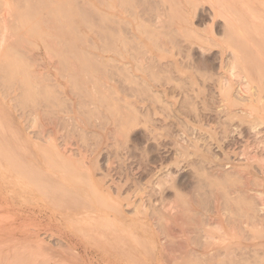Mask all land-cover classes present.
Wrapping results in <instances>:
<instances>
[{
    "label": "rangeland",
    "instance_id": "obj_1",
    "mask_svg": "<svg viewBox=\"0 0 264 264\" xmlns=\"http://www.w3.org/2000/svg\"><path fill=\"white\" fill-rule=\"evenodd\" d=\"M18 1L0 0V264H7V257L19 249L26 250L24 264H42L49 256L53 260L48 264H53L73 252L87 264H105L102 258H118L116 252L128 253L127 258L119 257V264H138L135 259L147 260L145 264H188L184 257L191 253L187 256L179 247L185 236L176 233L213 215L212 197L220 187L227 190L242 152L263 146L264 109L259 119L249 115L250 110L241 111L245 104L249 109L246 94L244 100L239 98L245 88L227 70L234 61L237 72L254 76L250 64L244 72L240 62L253 57L252 45L258 42L264 74V35L259 28L260 36L252 37L249 27L253 10L264 20V0ZM230 14L234 22L228 20ZM240 20L245 23L239 26L250 32L232 40ZM13 51H20V58H13ZM1 75L7 78L1 80ZM30 75L38 83L32 84ZM224 79L233 87L236 107L229 105ZM262 83V90L253 84L249 94L261 91L264 97ZM261 101L264 105V98ZM255 168L251 187L263 181L264 191V175ZM234 198L242 196H227L225 204L235 208ZM251 200L244 199L259 227L249 241L264 243V214ZM153 214L163 220L153 221ZM192 235L201 240L199 234ZM160 238L176 259L173 253H160ZM190 239L192 248L199 250L200 241ZM152 244L153 249L148 247ZM255 250L245 252L240 264L251 260L250 264H264V255L260 256L264 246ZM198 252L195 259L202 264H233L227 257L211 255L202 261Z\"/></svg>",
    "mask_w": 264,
    "mask_h": 264
},
{
    "label": "bare ground",
    "instance_id": "obj_2",
    "mask_svg": "<svg viewBox=\"0 0 264 264\" xmlns=\"http://www.w3.org/2000/svg\"><path fill=\"white\" fill-rule=\"evenodd\" d=\"M21 1V0H20ZM20 1H18V2H20ZM24 1H26V0H24ZM23 1V2H24ZM32 0H30V2H31ZM36 1V0H35ZM40 1V0H39ZM67 1V0H66ZM74 1V0H73ZM231 1V0H230ZM3 2V1H2ZM2 2H0L1 4H2ZM27 2H28V0H27ZM62 2V1H61ZM64 2V1H63ZM63 2H62V5H63ZM68 2V1H67ZM102 2V1H101ZM220 2V1H219ZM229 2V1H228ZM36 3V2H35ZM26 4V3H25ZM31 4V3H30ZM59 6H61V3L59 2ZM65 4V3H64ZM221 4V3H220ZM264 4V3H263ZM24 5V4H23ZM23 5H22V8L23 9H25L24 7H23ZM37 5V4H36ZM35 5V6H36ZM51 6H52V4H50ZM66 5H67V3H66ZM72 5H73V3H72ZM0 6H2V5H0ZM26 6V5H25ZM33 6V5H32ZM21 8V6H18V8ZM45 7V6H44ZM62 7V6H61ZM64 7V6H63ZM106 7V6H105ZM108 7H110V6H108ZM222 7V6H221ZM233 7V6H232ZM2 8V7H1ZM28 8V7H27ZM35 8V7H34ZM33 8V9H34ZM37 8H40V5H39V7H37ZM47 8H49V7H47ZM46 8V9H47ZM54 8V7H53ZM234 8V7H233ZM3 9V8H2ZM29 9V8H28ZM42 9H43V7H42ZM58 9V8H57ZM107 9V8H106ZM40 10V9H39ZM48 10V9H47ZM49 10H50V8H49ZM54 10H55V8H54ZM63 10V9H62ZM69 10V9H68ZM75 10V9H74ZM219 10V9H218ZM19 11V10H18ZM29 11V10H28ZM34 11H35V9H34ZM34 11H33V13H34ZM37 11H38V9H37ZM42 11V10H41ZM53 11V10H52ZM59 12H60V10H58ZM95 11V10H94ZM220 11V10H219ZM218 11V12H219ZM254 11V13H256V14H253V16L252 15H250V16H252V18H251V20H252V22H253V24H251L249 27H251V35L253 34V35H255V37H257L259 34L257 33V31L259 30L260 31V29L259 28H261V32L263 33V35H264V20L263 19H261V18H259L260 16L258 15L259 13L257 12V11H255V10H253ZM16 12V11H15ZM25 12H27L26 10H25ZM30 12V11H29ZM44 12V11H43ZM42 12V13H43ZM63 12V11H62ZM67 13H68V11H66ZM65 12V13H66ZM223 12H225V11H223ZM222 12V13H223ZM18 13H20V11L18 12ZM32 13V14H33ZM36 13V12H35ZM34 13V14H35ZM66 13V14H67ZM231 13V12H230ZM237 13V12H236ZM17 14V13H16ZM31 14V13H30ZM38 14V13H37ZM36 14V15H37ZM45 14H46V12H45ZM66 14H65V18H66ZM81 14V13H80ZM85 14V13H84ZM91 14V13H90ZM235 14V13H234ZM250 14V13H249ZM18 15V14H17ZM22 15H23V13H22ZM21 15V16H22ZM26 15V14H25ZM25 15H23L24 17H25ZM219 15V14H218ZM230 15L232 16V17H230ZM229 16H227V18H228V20H229V18H232L231 19V21L232 22H234V17L235 16H233L232 14H230ZM248 15V14H247ZM2 16V15H1ZM19 16V15H18ZM22 16V17H23ZM43 16H45L44 14H43ZM47 16V15H46ZM57 16H59V14L57 15ZM63 16V15H62ZM81 16H83V15H81ZM87 16V19H89L88 18V15H86ZM222 16V15H221ZM226 16V15H225ZM263 16V15H262ZM38 18L40 17V16H37ZM36 17V18H37ZM49 17V15L47 16V18ZM52 17V16H51ZM71 16H69V18H70ZM106 17V16H105ZM104 17V18H105ZM239 18H241L242 20H243V18L241 17V16H238ZM237 17V18H238ZM2 18V17H1ZM36 18H35V20H36ZM42 18V17H41ZM46 18V19H47ZM62 18H64V17H62ZM72 18V17H71ZM108 18V17H107ZM238 18V19H239ZM25 19H26V17H25ZM45 19V18H44ZM43 19V20H44ZM46 19L44 20V22L46 21ZM54 19V18H53ZM237 19V20H238ZM3 20V19H2ZM7 20V19H6ZM12 20V19H11ZM17 20V19H16ZM19 20V19H18ZM22 20V19H21ZM32 20H33V18H32ZM34 20V21H35ZM90 20V19H89ZM227 20V21H228ZM236 20V19H235ZM237 20H236V22H237ZM30 21V20H29ZM28 21V22H29ZM56 21V20H55ZM105 21V20H104ZM231 21H229V22H231ZM26 22V21H25ZM53 21H51V23H52ZM60 22V21H59ZM59 22H58V24H59ZM64 22V21H63ZM67 22V21H66ZM89 22V21H88ZM231 22V23H232ZM241 20H240V22L238 21V23L239 24H237L236 26H235V24L233 25V26H235L234 27V29H235V32H232L233 33V36H231V38H232V40L233 39H235V38H237V39H239V38H241V37H244V35H245V32L248 30V27H246L245 25L244 26H239L240 24H241ZM260 24H259V23ZM6 23V22H5ZM30 23V22H29ZM32 23H33V21H32ZM31 23V24H32ZM43 23V22H42ZM50 23V22H49ZM65 23V22H64ZM69 23V22H68ZM72 23V22H71ZM70 23V24H71ZM83 23V22H82ZM90 23V22H89ZM244 23H245V21H244ZM243 22H242V24H244ZM259 25H258V24ZM24 25H25V23H23ZM31 24H28V25H31ZM35 24V23H34ZM47 24V23H46ZM241 24V25H242ZM22 25V24H21ZM27 25V24H26ZM51 25V24H50ZM73 25V24H72ZM71 25V27H73ZM229 25V24H228ZM247 25V24H246ZM1 26V25H0ZM33 26V25H32ZM31 26V27H32ZM36 26V25H35ZM34 26V27H35ZM57 26V25H56ZM88 26H90V25H88ZM232 26V25H231ZM230 26V27H231ZM66 27V26H65ZM68 27V26H67ZM229 27V26H228ZM19 28V27H18ZM51 28V27H50ZM70 28V27H69ZM225 28H227V27H225ZM232 28V27H231ZM24 29V28H23ZM228 29V28H227ZM233 29V30H234ZM30 30V29H29ZM39 30V29H38ZM37 30V31H38ZM232 30V29H231ZM263 30V31H262ZM34 31V30H33ZM228 31V30H227ZM249 32H250V30H248ZM258 31V32H259ZM18 32V31H17ZM28 32V31H27ZM229 32V31H228ZM249 32H247V33H249ZM34 33H36V32H34ZM246 33V35H248V36H250V34H247ZM260 33V32H259ZM18 34V33H17ZM27 34H29V33H27ZM253 35H252V37H253ZM39 36V35H38ZM41 36V35H40ZM114 36V35H113ZM248 36H246V37H248ZM260 36V35H259ZM15 37V36H14ZM226 37H228V36H226ZM262 37V36H261ZM34 38V37H33ZM39 38V37H38ZM50 38V37H49ZM48 38V39H49ZM40 39V38H39ZM43 39V38H42ZM249 39V38H248ZM44 40H46V38H44ZM61 40V39H60ZM229 40V39H228ZM236 40V39H235ZM24 41V40H23ZM42 41V40H41ZM51 41V40H50ZM113 41V40H112ZM253 41H256V39H253ZM47 42H48V40H47ZM53 42V41H52ZM43 43V42H42ZM46 43V42H45ZM224 43V42H223ZM250 43V42H249ZM30 44V43H29ZM47 44V43H46ZM109 44V43H108ZM233 44V43H232ZM1 45V44H0ZM12 45V44H11ZM44 45V44H43ZM235 45L237 46L238 44H236L235 43ZM258 42H256L254 45H252V46H254V47H252L253 48V53H254V55H253V57L252 58H242L243 59V62L241 61H239L240 62V64L242 65V69L244 70V72L246 71V66L247 65H249L250 64V67H252V71H253V74H254V76H251V75H249V74H245V75H242V73H240V72H237V70H236V62H234V61H232V63H230L229 64V66H228V70H227V72H228V74L230 75V77H235V79L236 78H238L236 81H237V83L239 84V86H242L243 88H245L244 90H241V89H239V90H241L240 92L241 93H239V98L241 99V100H244L245 98V94H246V96L248 97H246L247 99H248V101H249V109H247V104H245L244 105V108H246V109H243V110H241V111H246V110H250V112L248 113L249 115H251V116H253L254 118H260L261 116H262V114H260V109H264V105L261 103L262 101V98H264L263 96H261V91H259V95H258V92L256 93V94H252L251 93V95L249 94L250 93V90H254L253 89V84L256 86V90L258 91V90H262V88H261V86H260V81L261 82H263L264 83V80H261V79H263V77H264V74L263 73H261V70H263V68H261V64L258 62V61H261L262 60V56H261V54H262V52L260 51V49H259V47H258ZM260 45H261V47L263 46L261 43H260ZM2 46V45H1ZM45 46V45H44ZM64 47V46H63ZM13 48V47H12ZM23 48V47H22ZM25 48V47H24ZM23 48V49H24ZM48 48V47H47ZM57 48H58V46H57ZM71 49L73 48V47H70ZM18 49V48H17ZM17 49H15V50H17ZM22 49V50H23ZM30 49V48H29ZM50 49V48H49ZM64 49V48H63ZM236 49V48H235ZM66 50V49H65ZM1 51V50H0ZM62 51H64V50H62ZM14 52V51H13ZM19 53H17V51L16 52H14V55H13V58H15L16 57V55H17V58H20V57H18V55L20 54V51H18ZM60 52V51H59ZM66 52H67V50H66ZM81 52V51H80ZM230 52V51H229ZM10 53V52H9ZM9 53H7V56H8V54ZM15 53H17V54H15ZM62 53V52H61ZM84 53V52H83ZM48 54H50V53H48ZM78 54H79V52H78ZM10 55H11V53H10ZM23 55V54H22ZM21 55V56H22ZM24 55H25V53H24ZM23 55V56H24ZM82 55V54H81ZM88 55V54H87ZM6 56V55H5ZM15 56V57H14ZM20 56V55H19ZM32 56H34V55H32ZM238 56V55H237ZM236 56V57H237ZM62 57H63V55H62ZM81 57H83V56H81ZM24 58V57H23ZM27 58V55L25 56V59ZM28 58H30L29 56H28ZM84 58H85V56H84ZM10 58H8V60H9ZM16 59V58H15ZM14 59V60H15ZM34 59V58H33ZM235 59V58H234ZM244 59H246V60H244ZM4 60V59H3ZM11 60V59H10ZM62 60V59H61ZM68 60V59H67ZM239 60V59H238ZM5 61V60H4ZM17 61H19V60H17ZM17 61H16V64L15 65H17V66H15L16 68H17V71H18V69L20 68V66L21 65H19V64H17ZM26 61V60H25ZM85 61V60H84ZM264 61V60H263ZM3 62V61H2ZM10 62H12V61H10ZM88 62H90L89 61V59H88ZM92 62V61H91ZM90 62V63H91ZM8 63V62H7ZM19 63L21 64V62L19 61ZM29 63V62H28ZM35 63V62H34ZM61 63V62H60ZM59 63V64H60ZM4 64V63H3ZM2 64V65H3ZM6 64V63H5ZM22 64H23V62H22ZM38 64V63H37ZM95 64V63H94ZM7 65V64H6ZM26 65V64H25ZM24 65V67H26ZM67 65V64H66ZM65 65V66H66ZM91 65V64H90ZM99 65V64H98ZM10 66V65H9ZM12 66H13V64H12ZM11 66V67H12ZM18 66H19V68H18ZM97 66V65H96ZM96 66H90V67H96ZM239 66V65H238ZM10 67V68H11ZM28 67V66H27ZM98 67V66H97ZM2 68H5V66H3ZM1 68V69H2ZM15 68V69H16ZM66 68V67H65ZM86 68V67H85ZM10 70V69H8V67L7 68H5L4 70ZM21 69V68H20ZM24 69V68H23ZM93 69H95V68H93ZM22 70V69H21ZM96 70V69H95ZM14 71V73L16 72V70H13ZM20 71V70H19ZM18 71V72H19ZM64 71V70H63ZM242 71V70H241ZM4 72V71H3ZM9 72V71H8ZM33 72V71H32ZM32 72H31V74H32ZM72 72V71H71ZM71 72H69V73H71ZM99 72V71H98ZM243 72V71H242ZM4 73H6V71L4 72ZM17 73V72H16ZM26 73V72H25ZM38 73V72H37ZM3 74V73H2ZM9 74V73H8ZM20 74H22V73H20L19 72V75ZM28 74H30V73H26V75H27V77H28ZM68 74V73H67ZM5 74H3V76H4ZM18 75V76H19ZM2 76V75H1ZM2 76V78H1V80H4L3 78H5V77H3ZM9 76V75H8ZM13 78H14V76L13 75H11ZM10 76V77H11ZM24 76V75H23ZM20 77H22V76H20ZM26 77V78H27ZM30 77H31V75L29 76V81L30 82H32V80H30ZM40 77V76H39ZM38 77V78H39ZM43 77V76H42ZM7 78V77H6ZM5 78V79H6ZM25 78V77H24ZM32 78H34V77H32ZM232 78V79H233ZM255 78V79H254ZM18 79V78H17ZM17 79H16V81H17ZM43 79H45V78H43ZM42 79V80H43ZM26 80H28V78L26 79ZM34 81L35 80H37V79H33ZM74 80H75V78H74ZM73 80V81H74ZM6 81V80H5ZM28 81V82H29ZM33 81V82H34ZM224 82H223V84L226 82V87L227 86H229L230 85V81L229 80H226L225 81V79L223 80ZM235 81V80H234ZM1 82H4V81H1ZM7 82V81H6ZM5 82V83H6ZM10 82V81H9ZM18 82V81H17ZM23 82V81H22ZM33 82H32V84H33ZM36 82V81H35ZM42 82V81H41ZM40 82V83H41ZM75 82V81H74ZM11 83H14V81L13 82H11ZM11 83H8L9 85H11ZM24 84H25V82H23ZM36 83H38V82H36ZM70 83V82H69ZM222 83V82H221ZM257 83V84H256ZM263 83H262V86H264L263 85ZM23 84V85H24ZM29 84V83H28ZM31 84V83H30ZM71 84V83H70ZM78 84V83H77ZM17 85H18V83H17ZM21 85V84H20ZM35 85V84H34ZM72 85H75V84H72ZM41 87L43 86V85H40ZM39 86V87H40ZM71 86V85H70ZM79 86V85H78ZM223 87V89L224 90H229L227 93H226V91H225V93H226V95H227V99H229V105L230 106H234V107H236V105H238V103L239 102H237L236 101V99H235V102L232 100V98H231V90H233V87H231V86H229L228 88H226V87ZM3 87V86H2ZM10 87V86H9ZM19 87V86H18ZM25 87V88H24ZM33 87V86H32ZM40 87V88H41ZM11 88V87H10ZM22 88V87H21ZM26 86L24 85L23 86V89H25L26 90ZM34 88H35V86H34ZM37 88H38V86H37ZM45 88V87H44ZM72 88V87H71ZM76 88V87H75ZM78 88V87H77ZM28 89H31V88H28ZM43 89V88H42ZM80 89V88H79ZM264 89V88H263ZM8 90V89H7ZM32 90V89H31ZM45 90H46V88H45ZM78 90V89H77ZM30 90H28V92H29ZM40 91V90H39ZM47 91V90H46ZM45 91V92H46ZM43 92H44V90H43ZM42 92V93H43ZM263 92V91H262ZM27 93V92H26ZM41 93V92H40ZM50 93V92H49ZM222 93V92H221ZM254 93V92H253ZM30 94H31V91H30ZM44 94V93H43ZM52 94V92L49 94V95H51ZM54 94V93H53ZM249 94V95H248ZM24 95V94H23ZM32 95H33V97H32ZM30 97H32V98H34V93L32 94ZM35 95H37V94H35ZM80 95V94H79ZM238 95V94H237ZM26 96V95H25ZM27 96H28V94H27ZM38 96H39V93H38ZM56 96V95H55ZM22 97V96H21ZM47 97H49L48 95H47ZM53 97H54V95L52 96V99H53ZM104 97V96H103ZM26 98V97H25ZM44 98H45V94L43 95V101H44ZM222 98V97H221ZM29 99H31V98H29ZM28 99V100H29ZM46 99V98H45ZM48 99V98H47ZM58 99V98H57ZM57 99H55V101L57 100ZM105 99V98H104ZM227 99H225V100H227ZM234 99V98H233ZM20 101H22V98H20ZM25 101V100H24ZM31 101V100H30ZM34 102H35V100H33ZM54 101V100H53ZM53 101H51V102H53ZM60 101V100H59ZM65 101V100H64ZM239 101V100H238ZM247 101V102H248ZM254 101V102H253ZM19 102V101H18ZM40 102V101H39ZM45 102V101H44ZM43 102V103H44ZM47 102V101H46ZM246 102V103H247ZM21 103V102H20ZM17 104V103H16ZM24 104H25V102H24ZM24 104H22V105H24ZM37 104V103H36ZM52 104V103H51ZM63 104H64V102H63ZM18 105V104H17ZM33 105V104H32ZM31 105V106H32ZM46 105V104H45ZM44 105V106H45ZM19 106L21 107V105L19 104ZM26 106V105H25ZM36 106V105H35ZM43 106V105H42ZM48 106V105H47ZM50 106V105H49ZM62 106V105H61ZM64 106V105H63ZM101 106V105H100ZM229 106V107H230ZM242 106H243V104H242ZM60 107V106H59ZM23 108V107H22ZM34 108V107H33ZM228 108V107H227ZM241 108V107H240ZM21 109V108H20ZM232 110V109H231ZM234 112V111H233ZM26 113V112H25ZM28 114H30V112H27ZM35 113V112H34ZM50 113V112H49ZM235 113H237V112H235ZM262 113V112H261ZM36 114V113H35ZM34 114V115H35ZM42 114V113H41ZM247 114V113H246ZM234 116V115H233ZM263 116H264V114H263ZM240 117H242V116H240ZM246 117H248V115L246 116ZM248 118H250V117H248ZM263 118V117H262ZM37 119V118H36ZM264 119V118H263ZM30 120H32V119H30ZM26 121V120H25ZM250 121V120H249ZM256 121V120H255ZM29 122V121H28ZM257 122V121H256ZM32 123V122H31ZM39 124V123H38ZM256 124V123H255ZM253 125V124H252ZM42 131V130H41ZM259 135V134H258ZM42 136V135H41ZM243 139V138H242ZM263 143V146H261V149L260 150H258L257 148H255V150H248V149H246V150H244L243 152H242V159H241V162L240 163H238L237 165H233V167H232V172H231V174L233 173V175L235 176V178L234 179H229V178H227V179H229L230 180V183H228V184H226V182H224L226 179H225V177H227V176H225V177H223L224 179H221V181L223 182V185L224 184H226V189L227 190H224L223 192L221 191V187H220V189H217L218 191L220 190V192H219V194H218V192H216L215 193V197H212L213 198V202H214V209L212 210V209H210V210H212L210 213L211 214H213V215H211L210 217H204L205 219L204 220H202V222H197L196 221V219H192L194 222H197L196 224H195V226L193 227L192 225H190V227L189 226H187V224H186V226H187V229H185V230H183V232L181 233V232H177V229H176V232L174 231V229H173V232H175L177 235L179 234L180 235V237H183V236H185L184 237V240H185V242L183 241V239L181 238V240L179 241L180 242V248L182 249H180L182 252H183V250L187 253V256H188V253H189V255H190V253H191V255L189 256L192 260H190V258L189 257H184V258H186L188 261V264H192V262H193V264H195L194 262L196 261V259H195V256H196V253L198 252L199 253V259L200 260H202V261H205V258H207V257H210V255L211 256H216V258L217 257H220V259L221 258H224V257H227L226 259H228L229 258V260L234 264L235 263V260L238 258L240 261H236V264L238 263V264H240V263H244V262H241V261H244L245 260V258L243 257L244 256V253L245 252H247L248 250H255V249H257V250H259V249H262L263 248V246H264V243L263 242H255V241H253V242H251V241H249V239L252 237V234H253V231H254V229L255 228H257V227H259V225H256L255 224V222L256 221H253V215L249 212L250 210L247 208V204L249 203L248 201V203L246 202L245 203V201H244V199L246 200V199H253V200H251V201H254V202H256L257 204H258V206H260L259 208H260V210L262 211V213L264 214V191H262L261 190V188L263 189V181H261V182H259V180H258V183L257 182H255L254 184H252V186L253 187H251V183L253 182H251L250 180H251V178H250V174H251V170H252V168H257L258 170H259V172L261 173V175L263 174L264 175V142H262ZM255 163V164H254ZM253 165H255V166H253ZM255 168V169H256ZM195 169V168H194ZM197 173V172H196ZM230 173V172H229ZM201 174V173H200ZM204 174V173H203ZM203 176V175H202ZM215 176V175H214ZM229 176H231V175H229ZM233 178V177H232ZM228 180V181H229ZM203 181V180H202ZM219 181V180H218ZM220 181V182H221ZM222 182L220 183V184H222ZM251 182V183H250ZM166 183V182H165ZM198 183V182H197ZM213 183H215V182H213ZM212 183V184H213ZM215 184H217V182L215 183ZM219 184V183H218ZM205 185V184H204ZM207 185V184H206ZM210 185V184H209ZM213 186V185H212ZM218 186H220V185H216L215 187L216 188H219ZM222 186V185H221ZM211 187V186H210ZM209 187V188H210ZM215 187H213V188H215ZM212 188V189H213ZM216 188H215V190H216ZM223 188V187H222ZM225 188V187H224ZM202 190V189H201ZM223 190V189H222ZM198 191V190H197ZM214 191V190H213ZM202 193H203V191H201ZM151 193V192H150ZM200 193V192H199ZM205 193V192H204ZM201 194V193H200ZM211 194V193H210ZM206 195V194H205ZM212 195V194H211ZM232 195H235L236 197H239V196H242V198H240L239 200H238V198H234V200H237V206L234 208H232V207H230V206H228L227 204H225L226 203V201H228V200H224V199H226V197L227 196H231L232 197ZM94 196V195H93ZM92 196V197H93ZM124 196V195H123ZM185 196V195H184ZM196 196V195H195ZM208 196V195H207ZM213 196H214V194H213ZM177 197V196H176ZM183 197V196H182ZM201 197V196H200ZM244 198V199H243ZM200 199V198H199ZM85 200V199H84ZM89 200V199H88ZM180 200V199H179ZM203 200V199H202ZM209 200V199H208ZM211 200V199H210ZM229 200H231L230 199V197H229ZM232 200H233V198H232ZM113 201V200H112ZM148 201V200H147ZM146 201V202H147ZM181 201V200H180ZM219 201H221V204H219L220 202ZM195 202H197L196 204H198V201H195ZM210 202V201H209ZM219 202V203H218ZM231 202H233V201H231ZM111 203V202H110ZM187 203V202H186ZM219 205H218V204ZM113 204V203H112ZM229 204V203H228ZM232 204V203H231ZM250 204V203H249ZM257 204H255V205H257ZM181 205H182V203H181ZM230 205V204H229ZM252 205V204H251ZM90 206H91V204H90ZM94 206H95V204H94ZM103 206V205H102ZM183 206V205H182ZM193 206V205H192ZM194 206H196L197 208H198V205H194ZM98 207V206H97ZM183 207H185V206H183ZM189 207H191V204H190V206ZM200 207H201V205H200ZM251 207V206H250ZM94 209V208H93ZM127 209V208H126ZM191 209H192V207H191ZM191 209H190V212H191ZM194 209V208H193ZM192 209V210H193ZM196 210V209H195ZM202 210V209H201ZM202 211H204V210H202ZM196 212V211H195ZM206 212V211H205ZM204 212V213H205ZM209 212V211H208ZM252 212V211H251ZM255 212V211H254ZM127 213V212H126ZM192 213V216L194 217L195 215H193L194 214V210H193V212H191ZM197 214H199L200 212H196ZM195 213V214H196ZM165 214V213H164ZM206 215V214H205ZM204 215V216H205ZM131 216H132V214H131ZM158 215H156L155 214V219L157 220V218L158 219H160L161 217H157ZM165 216V215H164ZM179 216V215H178ZM191 216V215H190ZM197 216V215H196ZM199 216V215H198ZM198 216L196 217L197 219H198ZM202 215H200V218H202L203 219V217H201ZM206 216H209V215H206ZM2 217V216H1ZM130 217V216H129ZM181 217H182V215H181ZM180 217V218H181ZM188 217V216H187ZM8 218V217H7ZM150 218V217H149ZM166 218V217H165ZM263 218V217H262ZM133 219V218H132ZM155 219H154V214H153V221H155ZM162 219V218H161ZM161 219L160 220H158V222L159 221H161ZM179 219V218H178ZM184 219V218H183ZM189 219V218H188ZM264 219V218H263ZM10 220V219H9ZM163 220V219H162ZM191 220V219H190ZM2 221V220H1ZM165 221V220H164ZM177 221V220H176ZM187 221V220H186ZM192 221V222H193ZM199 221H201V219L199 220ZM259 221V220H258ZM113 222V221H112ZM152 222V221H151ZM157 222V221H156ZM155 222V223H156ZM156 223V224H159V223ZM184 222V221H183ZM191 222V223H192ZM260 222V221H259ZM263 222V221H262ZM114 223V222H113ZM118 223V222H117ZM116 223V221H115V224H117ZM153 224H154V222H153ZM190 224V223H189ZM188 224V225H189ZM194 224V223H193ZM264 224V223H263ZM111 225V224H110ZM113 225V224H112ZM170 225V224H169ZM262 225V224H261ZM158 226V225H157ZM192 226V227H191ZM108 227V226H107ZM113 227H114V225H113ZM113 227H109V228H113ZM119 227V226H118ZM117 227V228H118ZM122 227V226H121ZM121 227H119V228H121ZM190 229H189V228ZM5 228V227H4ZM108 228V229H109ZM158 228V227H157ZM168 228V227H167ZM170 228H172V227H170ZM129 229V228H128ZM159 229V228H158ZM157 229V230H158ZM184 229V228H183ZM260 229V228H259ZM32 230V229H31ZM110 230V232H111V229H109ZM125 231H126V228L124 229ZM157 230H156V232H157ZM162 230V229H161ZM160 230V231H161ZM113 231H115V229H113L112 230V236H113ZM116 231H117V229H116ZM122 232H123V228H122V230H121ZM128 231V230H127ZM159 231V230H158ZM163 231V230H162ZM161 231V232H162ZM165 231H167V229H166V227H165ZM119 232V231H118ZM161 232H159V233H161ZM169 232V231H168ZM171 232V231H170ZM255 232V231H254ZM257 232H258V234H259V231L257 230L256 231V235H257ZM121 233V232H120ZM172 233V232H171ZM194 233H197V235H198V237L201 239V240H199L198 238H197V236H195L194 235V237H193V235L192 234H194ZM108 234V233H107ZM124 234V233H123ZM122 234V235H123ZM126 234H129L130 235V233H128V232H126ZM149 234V233H148ZM109 235H111V234H108L107 235V237L109 236ZM166 235H167V233H166ZM260 235H261V233H260ZM191 236H192V238H194V240L196 241L197 239H198V241H200V242H198V244L196 243V246H197V248H199V250H196V249H194V248H192V244H190L189 243V241L191 242ZM251 236V237H250ZM258 237H259V235H257ZM263 236V235H262ZM262 236H260V237H262ZM136 237V236H135ZM173 237V236H172ZM259 237V238H260ZM109 238H110V236H109ZM127 238V237H126ZM164 238H166V237H164ZM197 238V239H196ZM253 238H254V236H253ZM257 238V237H256ZM25 239V238H24ZM255 239V238H254ZM264 240V239H263ZM150 240H147V242H149ZM151 242V241H150ZM178 242V241H177ZM197 242V241H196ZM154 243V242H153ZM195 243V242H194ZM38 244V243H37ZM159 244H160V250H161V254H163L164 252L166 253H168V254H166V255H170L171 253H173V252H171V249H169L168 247H167V245H166V240H164V239H162V238H160L159 239ZM168 244V243H167ZM169 245V244H168ZM192 245V246H191ZM134 246H136V245H134ZM152 247L153 246V244L152 245H148V247ZM172 246V245H171ZM194 247V246H193ZM152 249H153V247H152ZM178 249V248H177ZM160 250H158V251H160ZM163 251V252H162ZM250 251V252H251ZM256 251V250H255ZM254 251V252H255ZM26 252V250L25 249H19V250H16V252H15V254L16 255H14L12 258H8L7 256H5V254L3 253V255L5 256V257H7V264H24L25 262H26V260L23 258V257H26L24 254H26L25 253ZM249 252V255L251 254ZM253 252V253H254ZM117 254H119L120 256L119 257H121V258H127V255H128V253H125V254H120V253H118V252H116ZM181 253V252H180ZM184 253V252H183ZM261 253V252H260ZM158 254V253H157ZM185 254V253H184ZM183 254V255H184ZM247 254V253H246ZM246 254H245V256H246ZM35 255H40V254H35ZM63 255H65V254H63ZM108 255V254H107ZM165 255V258H167V257H169V256H166ZM252 255V254H251ZM256 255V254H255ZM264 255V251H263V253H261V255L260 256H263ZM33 256H34V253H33ZM68 256V258L67 259H65V260H59L58 259V261H54V263L53 264H87L88 262H86L85 260H83L84 259V257L83 256H81V254H79V253H76V252H73V253H69V255H67ZM118 256V255H117ZM126 256V257H125ZM171 256V255H170ZM173 256H174V253H173V255L171 256L172 257V259H173ZM176 256V255H175ZM174 256V257H175ZM192 256V257H191ZM207 256V257H206ZM231 256H232V258H231ZM257 256V255H256ZM3 257V256H2ZM37 258H39L38 256H36ZM83 257V258H82ZM116 257V256H115ZM115 257L112 259V258H109L108 259V257H106L105 258V256H104V258H102V260L103 259H106L105 261H106V263L107 264H117L119 261H118V259H119V257L117 258L116 257V259H115ZM159 257V256H158ZM162 257H163V255H162ZM180 257V256H179ZM193 257H194V259H193ZM234 257V258H233ZM254 257V256H253ZM252 257V258H253ZM78 258H79V260H78ZM139 258V257H138ZM170 258V257H169ZM177 257H175V259H176ZM182 258V257H181ZM261 258V257H260ZM263 258V260L262 261H264V257H262ZM3 259V258H2ZM62 259V258H61ZM113 260V261H111V260ZM209 259V258H208ZM214 259V258H213ZM212 259V260H213ZM237 259V260H238ZM249 259V258H248ZM35 260V259H34ZM40 260V259H39ZM51 260H53L52 258H51V256H49L48 258H45L44 257V260L42 259L41 260V263L42 264H48L49 262H51ZM136 261H137V263L138 264H145L144 262H146L147 260H139V259H135ZM140 262H139V261ZM166 260V259H165ZM178 260V259H177ZM193 260H195V261H193ZM211 260V259H210ZM222 260V259H221ZM260 260V261H261ZM1 261V260H0ZM176 261V260H175ZM207 261V260H206ZM38 262H40V261H38ZM174 262V261H173ZM197 262V261H196ZM223 262V261H222ZM226 262V261H225ZM247 262V261H246ZM251 262H252V260H251ZM250 262V263H251ZM105 263V264H106ZM181 263V262H180ZM184 263H185V260H184ZM198 263H200V264H202L201 263V261L200 262H197L196 264H198ZM228 263H230V262H228ZM249 263V262H248ZM248 263H246V264H248ZM249 263V264H250ZM255 263V262H254ZM257 263H259V262H257ZM35 264H36V262H35ZM119 264V263H118ZM122 264V263H121ZM125 264V263H124ZM210 264V263H209ZM225 264H227V262L225 263Z\"/></svg>",
    "mask_w": 264,
    "mask_h": 264
}]
</instances>
